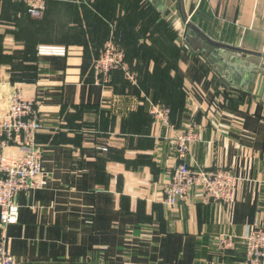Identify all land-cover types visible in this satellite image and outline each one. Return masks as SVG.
Here are the masks:
<instances>
[{
	"label": "crops",
	"instance_id": "1",
	"mask_svg": "<svg viewBox=\"0 0 264 264\" xmlns=\"http://www.w3.org/2000/svg\"><path fill=\"white\" fill-rule=\"evenodd\" d=\"M190 25L251 53L215 48ZM111 39L133 80L115 70L99 81L94 64ZM41 44L68 53L37 55ZM255 53L264 54V0H48L42 18L0 0V107L20 90L38 98L44 126L45 184L18 195L7 226L16 264H245L244 237L264 228ZM155 103L171 109L170 123L151 115ZM190 125L188 162L239 178L232 206L203 202L196 187L166 203L175 137ZM224 235L232 249L221 248Z\"/></svg>",
	"mask_w": 264,
	"mask_h": 264
},
{
	"label": "built area",
	"instance_id": "2",
	"mask_svg": "<svg viewBox=\"0 0 264 264\" xmlns=\"http://www.w3.org/2000/svg\"><path fill=\"white\" fill-rule=\"evenodd\" d=\"M22 1L32 17H43L47 0ZM37 52L44 56H66L68 48L64 45L42 44L38 46ZM94 66L101 82H109L115 70H122L128 79H134L124 50L112 39L105 44ZM38 103V98H26L18 90L7 107H0V264H16L9 250L7 226L18 220V195L42 188L45 184L43 151L38 144V134L44 126L37 109ZM150 113L156 120L170 123L171 109L168 106L152 104ZM197 140L198 135L191 125L175 137L180 162L167 183L166 203L175 205L196 187L201 191L203 202L232 206L237 197L239 178L227 168L192 166L187 158L191 145ZM244 241V263L264 264V228H253ZM234 242V236L224 235L220 238V246L225 251L232 249Z\"/></svg>",
	"mask_w": 264,
	"mask_h": 264
},
{
	"label": "water",
	"instance_id": "3",
	"mask_svg": "<svg viewBox=\"0 0 264 264\" xmlns=\"http://www.w3.org/2000/svg\"><path fill=\"white\" fill-rule=\"evenodd\" d=\"M191 29H190V34L192 36H196L199 35L201 38H203L205 41H207L211 46L215 47V48H223V49H231V50H236V51H240V52H245V53H251L248 52L246 50H243L241 48H236L224 43H219L216 42L212 39H210L206 34H204L198 27L194 26V25H190ZM256 56L260 57V58H264V54L261 53H255ZM258 68V75H259V85H260V96L264 97V66H257Z\"/></svg>",
	"mask_w": 264,
	"mask_h": 264
},
{
	"label": "rangeland",
	"instance_id": "4",
	"mask_svg": "<svg viewBox=\"0 0 264 264\" xmlns=\"http://www.w3.org/2000/svg\"><path fill=\"white\" fill-rule=\"evenodd\" d=\"M42 18V17H41ZM42 45V44H41ZM104 48V47H103ZM37 51H38V47H37ZM217 52V51H216ZM218 53H219V51H218ZM37 55H39L38 54V52H37ZM40 56H44V55H40ZM233 57V56H232ZM231 63V62H230ZM248 65H251V64H248ZM237 68V67H236ZM234 72V71H233Z\"/></svg>",
	"mask_w": 264,
	"mask_h": 264
},
{
	"label": "trees",
	"instance_id": "5",
	"mask_svg": "<svg viewBox=\"0 0 264 264\" xmlns=\"http://www.w3.org/2000/svg\"><path fill=\"white\" fill-rule=\"evenodd\" d=\"M47 2H48V0H47ZM29 14V13H28ZM31 16V15H30Z\"/></svg>",
	"mask_w": 264,
	"mask_h": 264
}]
</instances>
